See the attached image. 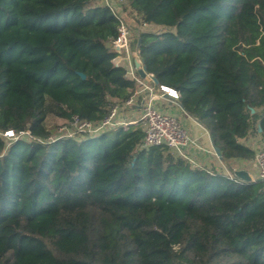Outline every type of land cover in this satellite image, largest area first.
<instances>
[{
	"label": "trees",
	"instance_id": "16d2710c",
	"mask_svg": "<svg viewBox=\"0 0 264 264\" xmlns=\"http://www.w3.org/2000/svg\"><path fill=\"white\" fill-rule=\"evenodd\" d=\"M129 8L130 48L228 173L139 149L140 122L50 139V115L96 122L134 90L118 19L99 0H0V264H264V189L233 169L254 160L250 136L264 144V0Z\"/></svg>",
	"mask_w": 264,
	"mask_h": 264
},
{
	"label": "built area",
	"instance_id": "2783aa9c",
	"mask_svg": "<svg viewBox=\"0 0 264 264\" xmlns=\"http://www.w3.org/2000/svg\"><path fill=\"white\" fill-rule=\"evenodd\" d=\"M122 1L99 0L100 4L107 6L118 19L117 34L111 41V47L115 52L113 61L115 65H120V58L126 60L125 75L133 80L136 86L131 95L121 104L116 101L110 102L107 116L99 121L81 120L73 115L69 120L72 132L62 136H96L115 127L128 128L140 122L143 136L137 146L139 149L164 145L176 156L196 166L198 163L192 153L193 149L198 148L196 139L190 136L175 115L163 110L158 105V101L165 97L177 100L179 93L173 88L156 86L152 79L153 76L145 71L137 50L130 48L129 39L132 30L124 20L121 11ZM129 11L136 15L130 8ZM137 104L140 106L139 117L129 118L126 113L127 109L137 106ZM3 135L7 138H15L11 130L6 131ZM24 135L29 137L28 132H25ZM62 136L52 135L50 139ZM254 166L257 170V180L261 182L264 189V147L256 153Z\"/></svg>",
	"mask_w": 264,
	"mask_h": 264
},
{
	"label": "crops",
	"instance_id": "0c3cea01",
	"mask_svg": "<svg viewBox=\"0 0 264 264\" xmlns=\"http://www.w3.org/2000/svg\"><path fill=\"white\" fill-rule=\"evenodd\" d=\"M119 63L124 67L127 65L126 60L123 58L119 59ZM158 105L163 110L175 115L179 119L181 125L190 134V136L196 139L198 148L191 150L195 159L197 160V163L199 165H215L217 168L220 167L221 160L214 153L212 147L213 143L209 131L199 121L185 113V111L180 107L177 100H172L168 97H165L158 101ZM126 113L129 118L133 117V119H136L140 115V106L137 104V106L130 108V112ZM258 140H260L259 137ZM243 164L246 165V162H244ZM253 168V170H256V167L254 165ZM246 171L249 173L252 179H257V170L255 176H253L249 172V169H246Z\"/></svg>",
	"mask_w": 264,
	"mask_h": 264
},
{
	"label": "rangeland",
	"instance_id": "374dc122",
	"mask_svg": "<svg viewBox=\"0 0 264 264\" xmlns=\"http://www.w3.org/2000/svg\"><path fill=\"white\" fill-rule=\"evenodd\" d=\"M122 8V6H121ZM123 13V17L125 22L129 25L130 29L133 28V26H136V21H135V16L133 15L132 12H127L126 10H121ZM156 27V26H155ZM158 28H161L159 26H157ZM127 112H130V109H127ZM133 118V117H132ZM47 125L48 128L50 129V132H52L51 135L53 136H62V135H68L69 133L72 132V129L69 125V120L66 119H62L59 118L57 116H49L47 119ZM246 143H248L249 145H252L256 151L258 152L261 148L264 147V144L260 142V140H258V136H250V138H248L246 140ZM254 161V160H253ZM253 161H249L246 162V165L241 163V164H234L233 165V169L234 170H238V169H249V172L255 176L256 175V170H253ZM220 169V171L224 172V173H228V167L227 165H225L222 161L220 164V167H218ZM253 168V169H252Z\"/></svg>",
	"mask_w": 264,
	"mask_h": 264
},
{
	"label": "water",
	"instance_id": "95a60500",
	"mask_svg": "<svg viewBox=\"0 0 264 264\" xmlns=\"http://www.w3.org/2000/svg\"><path fill=\"white\" fill-rule=\"evenodd\" d=\"M79 75L81 78H84V75L82 73H79ZM152 79H153L154 83H157V80L155 77H152ZM212 147H213L215 155L221 160V153H220V150L218 149V147L215 145H212ZM234 175L244 182L255 181L250 177L249 173L244 169L234 170Z\"/></svg>",
	"mask_w": 264,
	"mask_h": 264
}]
</instances>
